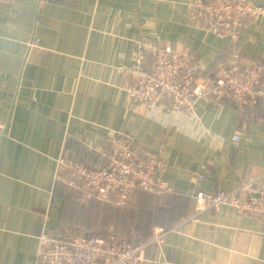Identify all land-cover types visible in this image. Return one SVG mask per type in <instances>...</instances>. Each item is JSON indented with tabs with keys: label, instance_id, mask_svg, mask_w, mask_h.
I'll return each instance as SVG.
<instances>
[{
	"label": "crops",
	"instance_id": "crops-1",
	"mask_svg": "<svg viewBox=\"0 0 264 264\" xmlns=\"http://www.w3.org/2000/svg\"><path fill=\"white\" fill-rule=\"evenodd\" d=\"M189 1L0 2V264H40L43 235L84 228L85 212L108 205L85 204L58 179V162L66 156L103 165L113 134L162 156L175 189L130 197L127 218L159 205L174 210L167 227L154 228L172 230L165 243L139 264H264V219L239 216L231 206L193 217L199 191L229 190L264 171V102L201 98L198 125L183 130L128 93L124 68L140 44L196 54L206 79L238 51L264 59V18L249 21L236 40L223 38L188 20ZM250 1L264 7V0ZM234 133L242 136L236 157Z\"/></svg>",
	"mask_w": 264,
	"mask_h": 264
},
{
	"label": "built area",
	"instance_id": "built-area-1",
	"mask_svg": "<svg viewBox=\"0 0 264 264\" xmlns=\"http://www.w3.org/2000/svg\"><path fill=\"white\" fill-rule=\"evenodd\" d=\"M13 0H0L11 2ZM187 18L206 31L236 40L249 21L264 18V7L250 0H191L186 4ZM32 46H39L38 41ZM204 66L196 54L172 46L140 44L133 60L124 71L130 79V98L168 127L183 130L198 125L197 105L208 97L240 106L264 102V59H254L238 51L226 62H220L209 78H203ZM232 155H238L242 144L240 133L231 138ZM101 166H90L66 156L59 159L58 179L83 195L85 204L104 202L124 204L141 191L148 196L174 192L165 179L166 164L162 156L141 147L125 134H113ZM264 171L241 180L229 190L214 193L199 191L196 195L198 218L210 211L231 206L239 216L264 219ZM205 175H199V182ZM49 219L57 212L49 210ZM170 231L156 228L150 237L130 241L100 225L71 228L48 233L40 238V264H139L149 248L161 247Z\"/></svg>",
	"mask_w": 264,
	"mask_h": 264
},
{
	"label": "rangeland",
	"instance_id": "rangeland-1",
	"mask_svg": "<svg viewBox=\"0 0 264 264\" xmlns=\"http://www.w3.org/2000/svg\"><path fill=\"white\" fill-rule=\"evenodd\" d=\"M151 209L150 214H143L147 211L130 215L129 207L119 209L111 206H98L96 209L85 212L88 221L82 227L90 228V226L100 225L101 228L107 229L109 232L118 233L120 237L134 240L138 237L148 235L155 227V220L158 219L160 225L168 223L174 212L170 213L165 206ZM150 211V210H148ZM100 220V222H97ZM86 226V227H85ZM80 227V226H79Z\"/></svg>",
	"mask_w": 264,
	"mask_h": 264
},
{
	"label": "trees",
	"instance_id": "trees-1",
	"mask_svg": "<svg viewBox=\"0 0 264 264\" xmlns=\"http://www.w3.org/2000/svg\"><path fill=\"white\" fill-rule=\"evenodd\" d=\"M139 192H141V191H139ZM132 198V197H131ZM131 198H129L124 204H122V205H116V204H111V203H106V204H108L107 206H111V207H115V208H119V209H125V208H128L129 207V204L131 203ZM97 204H99V203H104V202H96ZM165 209H167L168 211H170V213H172V212H174V210L173 209H171L169 206H167V205H165V207H164ZM153 209H155V208H153ZM152 209V210H153ZM156 209H158L157 207H156ZM152 210H150V211H147V212H145V213H143V214H150V212H152ZM171 220H172V217L170 218V220L168 221V222H171ZM155 227H157V226H161V227H167V225H169L168 223H166L165 225H160L159 224V222H158V219H156L155 220ZM163 224V223H162ZM171 225V224H170ZM154 227V228H155ZM154 228H153V230L148 234V235H145L144 237H150V236H153L154 235ZM121 238H123V237H121Z\"/></svg>",
	"mask_w": 264,
	"mask_h": 264
}]
</instances>
